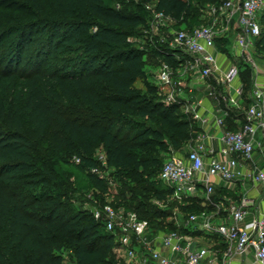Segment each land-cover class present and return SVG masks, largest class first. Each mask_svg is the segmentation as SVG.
Here are the masks:
<instances>
[{
    "label": "trees",
    "instance_id": "1",
    "mask_svg": "<svg viewBox=\"0 0 264 264\" xmlns=\"http://www.w3.org/2000/svg\"><path fill=\"white\" fill-rule=\"evenodd\" d=\"M145 1L0 0V264H65V250L73 253L75 264H126L117 259L118 232L78 207L66 183L95 196L108 188V169L121 181L142 183L153 168L161 173L174 152H186L200 134L182 104L167 103L162 87L148 79L163 62L177 70L181 61L175 49L148 36ZM152 1L177 28L208 21L197 11L202 0ZM260 21L255 46L263 59L264 12ZM141 28L148 36L145 47L135 44L145 34ZM223 40L221 50L232 56L229 37ZM145 55L155 63L151 71ZM240 76L247 107L253 79L244 61ZM140 77L144 89L135 85ZM154 147L165 155L155 154ZM99 148L106 165L96 156ZM67 150L79 162L68 159ZM38 153L51 157V168ZM142 188L148 193L141 199L111 202L148 220L150 236L173 230L210 233L184 224L191 213L210 212L198 194L175 208L163 207L154 198L166 201L174 189L160 175ZM212 200L220 201L213 195Z\"/></svg>",
    "mask_w": 264,
    "mask_h": 264
},
{
    "label": "built area",
    "instance_id": "2",
    "mask_svg": "<svg viewBox=\"0 0 264 264\" xmlns=\"http://www.w3.org/2000/svg\"><path fill=\"white\" fill-rule=\"evenodd\" d=\"M119 6V5H118ZM149 12L148 36L176 50L181 61L175 70L163 62L155 73L162 89H167L165 101L179 102L183 110L193 116L201 132L186 152H174L162 166L160 176L174 189L175 195L195 196L199 184L203 186L205 199L216 207L217 212L227 210L229 220L215 223L214 214L207 210L191 213L184 224H199L200 228L217 234L226 245L223 264H231L234 255L254 256V264H264V209L250 216L246 198L236 201L215 202L213 177L236 181L245 176L256 183H264V170L257 162L264 154V59L256 57V39L261 35V13L264 0H223L208 6L207 22L190 29L177 28L174 18L159 10L156 3L146 2ZM236 24L233 38H229L232 56L225 53L227 61L221 60L223 51L219 39ZM252 70L251 102L243 105V85L240 62ZM207 84L215 97L213 105L204 108L196 90ZM230 117L239 128L226 125ZM218 131V132H217ZM220 143H206L214 133ZM79 158L76 161L79 162ZM106 165L105 156H101ZM249 166V169L247 168ZM247 168V169H246ZM92 171L104 177L98 167ZM93 197V193L89 194ZM93 213L103 219L106 229L134 238L146 249L147 254L137 259V264H216L217 252L196 242L177 230L158 232L150 236L149 222L138 213L125 207H115L111 201L96 205ZM122 242V241H121ZM137 248L126 249L125 257L133 261Z\"/></svg>",
    "mask_w": 264,
    "mask_h": 264
},
{
    "label": "rangeland",
    "instance_id": "3",
    "mask_svg": "<svg viewBox=\"0 0 264 264\" xmlns=\"http://www.w3.org/2000/svg\"><path fill=\"white\" fill-rule=\"evenodd\" d=\"M142 1L144 2L145 0H134V2H140L142 3ZM203 3L201 2L199 5H201L202 7H200L197 11L200 12L201 16L203 17H207L209 19V14H208V10H207V6L202 5L205 3L206 0H202ZM126 2H128V0H126ZM145 2H152V0H146ZM198 5V6H199ZM128 7H131V4L128 3ZM264 12V11H262ZM262 14V13H261ZM206 18V19H207ZM264 27V26H263ZM142 29V30H141ZM140 31L145 32V34L140 35L135 44L137 46L140 47H145L143 45L145 39H147L146 37H148L146 35V30L144 28H141ZM144 29V30H143ZM224 36H222L220 38V41L223 42V39H228L229 38H233V34H234V29L231 28V30L224 32L223 33ZM149 40V39H148ZM230 49V48H229ZM231 54L233 53V50L230 49L229 51ZM145 61H146V69L147 71H149L150 69H152L155 65L154 61L151 60V56L150 55H145ZM257 57V56H256ZM258 60H261L260 57H257ZM264 59V58H263ZM159 70V67L154 68L153 71H151V73H154V75L150 74L149 78L150 81H155L156 83H158V80L155 78V73ZM137 87L144 89L145 85H144V80L143 78H139L136 81L135 84ZM166 91L167 89H162V93H163V97L165 99L166 95ZM197 94L199 95V90H196ZM126 129H132L131 126H126ZM126 130V131H127ZM190 145L185 147V150H189ZM154 151L155 154H157L158 156H164L165 153L162 151H159L157 147H154ZM104 154L102 148H99L96 152V156L101 160V156ZM65 155L68 159L75 161L76 154L73 153L72 151H65ZM38 157L39 159L45 161V163L47 164L48 168H51L52 164H53V160L51 159L50 156L43 154V153H38ZM105 177H107V179H109V185L106 191H97L96 195L93 197H89L87 196L85 193L83 192H78L77 190L74 189V186L71 182H67L66 183V190L69 192V196L70 199L74 201V203L85 210L93 211L95 206L98 205L99 202L101 201H119V202H128L129 199L134 201L132 198L136 197L137 199H141L143 197V195L145 193H148V190L143 189L142 187H147V185L149 184L151 179L154 178H158L160 175V170L159 169H155L153 168V171L151 172V174H147L145 175V181H143L142 183H133L127 180V182L125 180H119L117 175H115V173H112V170L108 169L106 171H104ZM186 197L182 196V195H175L172 198L167 199L166 201L163 202H159L156 198H154V203L158 206H167V207H173L175 208V205H181L182 203H185L186 201ZM137 201V200H135ZM188 227H192V231L195 229V227L198 228V225L194 224L193 226H188ZM203 234H207L206 240H215L216 238L214 236H212V234L210 233H206L204 231H202ZM116 241L117 243H119L118 248L116 249L117 251V259H119L120 261H124L126 264L130 263V264H137V259L139 260V258L143 255L147 254L146 249H144V247L138 243V241L134 238H127L123 235H121L120 233L116 234ZM122 241V242H121ZM205 242V241H204ZM130 247H136L137 251H136V259L133 261H129L128 259L125 257L126 255V249L130 248ZM63 255L65 257V264H75L74 261V256L73 253L70 250H65L63 252Z\"/></svg>",
    "mask_w": 264,
    "mask_h": 264
},
{
    "label": "crops",
    "instance_id": "4",
    "mask_svg": "<svg viewBox=\"0 0 264 264\" xmlns=\"http://www.w3.org/2000/svg\"><path fill=\"white\" fill-rule=\"evenodd\" d=\"M231 27L235 30L236 24L233 23ZM225 53L226 52H223L221 55V60L223 62L227 61ZM262 81H264V77H262ZM197 90H199L198 96L202 99L204 108L211 107L213 105L215 97L210 94V90L208 89L207 84L199 85ZM234 124L235 123L230 117L226 119V125L228 127H231L233 129L239 128V124ZM217 132L214 133V137L212 139H207L205 142L215 143V146L218 147L220 141L217 138ZM257 162L264 170V154L258 155ZM247 168L249 169V166ZM213 181L215 188L213 197L215 200L220 199V201H227L228 198H233L236 201H240L243 198H246L249 202V217L258 215V213L264 209V183L256 184L249 176L242 177L240 179H237L236 181H226L216 176L213 177ZM182 196L186 197L189 195L184 194ZM198 196L199 198H201V203L205 206H208V210H210V212L214 214L215 223L226 222L229 220V212L227 210L224 209L221 212H217L216 207L213 208V205L205 199L203 186L201 184H199ZM196 225H198V228L201 229L199 224ZM186 236L193 239L198 246H207L217 252L219 261L216 264H223V254L225 252L226 245L222 241V239H219V241H215L211 239L206 240L205 236ZM231 264H254L253 253L250 252L245 255H234Z\"/></svg>",
    "mask_w": 264,
    "mask_h": 264
}]
</instances>
